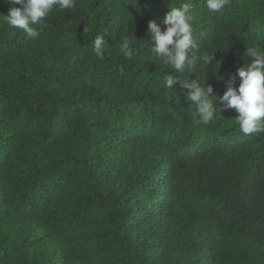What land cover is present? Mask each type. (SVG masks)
Wrapping results in <instances>:
<instances>
[{
    "label": "trees",
    "instance_id": "trees-1",
    "mask_svg": "<svg viewBox=\"0 0 264 264\" xmlns=\"http://www.w3.org/2000/svg\"><path fill=\"white\" fill-rule=\"evenodd\" d=\"M184 2L215 53L200 83L223 96L264 50V0H76L37 39L0 0V264H264V130L243 134L218 97L196 123L188 89L161 83L184 75L152 58L149 21Z\"/></svg>",
    "mask_w": 264,
    "mask_h": 264
},
{
    "label": "clouds",
    "instance_id": "clouds-1",
    "mask_svg": "<svg viewBox=\"0 0 264 264\" xmlns=\"http://www.w3.org/2000/svg\"><path fill=\"white\" fill-rule=\"evenodd\" d=\"M12 5L8 14L3 16L5 22L12 28L26 33L29 38L37 39L47 26L45 21L53 9L61 11L76 7V0H7ZM206 7L211 12L221 10L226 0H205ZM19 5V7H17ZM193 15L191 4L184 2L179 6H170L163 24L164 30L155 19L148 23V32L154 44L151 46L153 61L169 69L177 70L184 75V79L167 72L161 81L164 87L175 89L177 86L188 89L186 99L196 106L194 118L196 123L207 125L214 121L217 101L224 102V107L234 109L238 116L235 118L240 131L250 135L264 130V50L249 47L246 55L250 57L245 66L237 70L228 84L223 96L214 94L211 85L201 84L199 72L207 69L215 58L214 54L200 50L193 36ZM93 51L97 59H104L105 36L97 35L92 42ZM119 50L127 60L133 59L132 41L128 37L122 38ZM227 50V48L225 49ZM216 52V51H215ZM123 71V66H121ZM195 73L197 79H188ZM239 77V86H235V79ZM218 97V100H214Z\"/></svg>",
    "mask_w": 264,
    "mask_h": 264
}]
</instances>
